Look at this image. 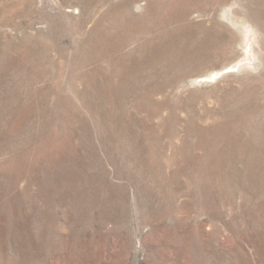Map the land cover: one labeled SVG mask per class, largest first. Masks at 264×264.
I'll list each match as a JSON object with an SVG mask.
<instances>
[{
    "label": "rangeland",
    "instance_id": "obj_1",
    "mask_svg": "<svg viewBox=\"0 0 264 264\" xmlns=\"http://www.w3.org/2000/svg\"><path fill=\"white\" fill-rule=\"evenodd\" d=\"M0 264H264V0H0Z\"/></svg>",
    "mask_w": 264,
    "mask_h": 264
}]
</instances>
